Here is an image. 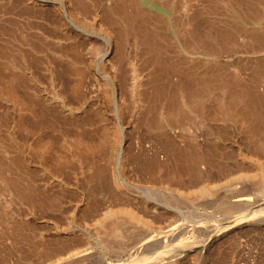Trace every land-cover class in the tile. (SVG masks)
Instances as JSON below:
<instances>
[{
    "label": "rangeland",
    "instance_id": "obj_1",
    "mask_svg": "<svg viewBox=\"0 0 264 264\" xmlns=\"http://www.w3.org/2000/svg\"><path fill=\"white\" fill-rule=\"evenodd\" d=\"M0 264H264V0H0Z\"/></svg>",
    "mask_w": 264,
    "mask_h": 264
},
{
    "label": "bare ground",
    "instance_id": "obj_2",
    "mask_svg": "<svg viewBox=\"0 0 264 264\" xmlns=\"http://www.w3.org/2000/svg\"><path fill=\"white\" fill-rule=\"evenodd\" d=\"M160 4V3H159ZM69 7H71V5L69 6ZM67 8L68 10L70 9V8ZM108 12V11H107ZM113 18V17H112ZM96 20V19H95ZM102 24V23H101ZM109 39H108V41H111L112 40V37H108ZM195 46V45H194ZM199 48V47H198ZM111 51H107L106 52V54L103 56V60H105V62H107V63H111L112 62V58H111ZM191 53V52H190ZM194 54V53H193ZM179 56H181V55H179ZM189 57H191L192 59H194V58H196L197 59V56L196 57H194L193 55H189ZM187 59V58H186ZM190 59V58H189ZM194 61V60H193ZM175 63V62H174ZM116 67V66H115ZM117 71V70H116ZM122 74V73H121ZM116 76V75H115ZM116 78V77H115ZM13 89V88H12ZM113 90H114V88H113ZM12 92H14L13 90H11ZM199 93V92H198ZM194 94H197V93H194ZM14 95H16L15 93L13 94L12 93V96L13 97H15ZM199 95V94H198ZM194 96V95H193ZM193 99V98H192ZM200 99V98H199ZM199 99L198 98H196V99H194V100H189V101H191L192 102V104H193V107H194V109L195 110H197V109H199ZM115 104H116V108H119V104H118V100H117V102L115 101ZM121 107H122V104H121ZM180 107V110L178 109V118L179 117H185V118H190V117H192L193 118V110H190L189 108H185V107H181V106H179ZM191 109H192V107H191ZM66 140V139H65ZM71 140V139H70ZM76 140V139H75ZM125 140H126V138L124 137V138H120V137H118L117 136V138H116V140H115V146L117 147V148H121V147H124V149L122 148V149H119V152L117 153V159L119 160V161H122L123 159H125V153H124V150H126L125 149V144L124 143H126L125 142ZM84 142H82V140L81 139H77L76 140V142H75V146L77 145V147L76 148H80V149H82L81 147H83L84 146V144H83ZM124 145V146H123ZM67 146V145H66ZM71 146V145H70ZM95 146V145H94ZM88 147H90V146H88ZM70 148V147H69ZM84 148V147H83ZM93 148V147H92ZM127 148V147H126ZM80 149H78V150H80ZM84 149H86V146H85V148ZM72 150V149H71ZM81 151V150H80ZM85 152H86V150H85ZM197 161V160H196ZM198 163V162H197ZM6 171V170H5ZM159 171V170H158ZM6 172H8V171H6ZM160 173H161V171H159ZM159 172H158V174H159ZM5 173V172H4ZM4 175V174H3ZM157 175V174H156ZM158 176V175H157ZM161 176V174L158 176V178ZM170 177L169 178H172V179H169V180H167V181H164L165 180V178H166V176H165V178H163V179H161V178H159L160 180H161V182L163 183V184H165V186L168 188V189H170V190H172L173 192H178L179 194H180V187H182L185 183L183 182H181L183 185H181L180 186V184H178V182L176 181V180H178V179H174L173 177L174 176H172V175H169ZM172 176V177H171ZM156 177V176H155ZM10 179V178H9ZM157 179V178H156ZM181 179V178H180ZM11 180V179H10ZM158 180V179H157ZM128 180H125V183L126 184H129L130 185V183L129 182H127ZM183 181V180H182ZM9 182V181H8ZM132 184V183H131ZM140 184V183H139ZM12 188V187H11ZM183 189V188H182ZM181 189V190H182ZM200 192V190L199 191H197V193H199ZM201 192H202V190H201ZM196 193V194H197ZM103 194V193H102ZM182 194V193H181ZM107 195H109V194H107ZM193 195V194H192ZM104 197V196H103ZM102 196H101V198H103ZM107 197V196H106ZM109 197V196H108ZM123 198V197H122ZM126 198V197H125ZM127 198H128V200L127 201H132L133 203L131 204V205H128V207L127 208H123V207H121V206H115V205H113L114 207H116V208H118V212L121 214H117V212H113V211H111V212H109V213H112L113 215L116 213L117 215L116 216H122V214H124V216H127L128 218H129V220H133V221H135V222H137V223H140V224H144V225H148V224H150L153 220L151 219V220H149V218H154L155 216H153L152 214H154L155 213V211H157V210H159V204L158 203H156L154 200H151V199H146V198H142L141 196L140 197H135V196H133L132 194L131 195H127ZM106 199V198H105ZM111 199L112 198H110V201H111ZM121 199V198H120ZM102 200H104V199H102ZM101 200V201H102ZM116 201V200H115ZM122 201H123V199H122ZM124 202L125 201H123V203L121 202V204H124ZM100 203V202H99ZM106 202H104V204H105ZM108 203H109V199H108ZM120 203V202H119ZM102 204V203H101ZM110 204V203H109ZM118 204V203H117ZM106 205V204H105ZM111 205V204H110ZM110 205H108V207L110 206ZM124 205H126V204H124ZM105 207V206H104ZM104 207H103V209L102 210H105L104 209ZM119 207H121V208H119ZM107 208V207H106ZM113 208V207H112ZM111 208V209H112ZM96 209V208H95ZM234 207H228L227 208V210H228V212L229 213H232V211H234ZM88 210H89V208H88ZM107 210V209H106ZM90 211V210H89ZM92 211H94V210H92ZM91 212V211H90ZM105 213H108V211H106ZM104 213V214H105ZM111 215V214H110ZM105 216H107V215H105ZM107 219L109 218V217H106ZM106 218H104L103 219V221L104 220H107ZM113 218V217H112ZM110 219V218H109ZM108 219V220H109ZM245 219V217L244 216H242V217H236V218H234L233 220H231V222L228 224L229 226H235V225H238L240 222L242 223V221ZM101 220V219H100ZM114 220V219H113ZM111 221V220H110ZM117 222V221H116ZM111 224V223H110ZM223 228V227H222ZM222 228H220V229H218V232L219 231H221L222 230ZM144 239V238H143ZM142 240V239H141ZM80 248V247H79ZM77 251V250H76ZM79 251V250H78ZM85 253V252H84ZM156 257L158 256V255H155ZM160 256V255H159ZM158 256V257H159ZM76 257V256H75ZM153 258H155V257H153ZM144 261V260H143ZM155 262V261H154Z\"/></svg>",
    "mask_w": 264,
    "mask_h": 264
}]
</instances>
